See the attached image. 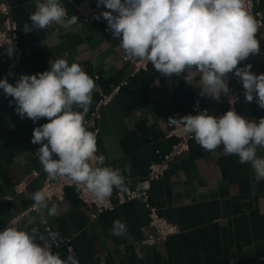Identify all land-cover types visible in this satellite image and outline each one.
I'll return each instance as SVG.
<instances>
[{
  "label": "crops",
  "instance_id": "crops-1",
  "mask_svg": "<svg viewBox=\"0 0 264 264\" xmlns=\"http://www.w3.org/2000/svg\"><path fill=\"white\" fill-rule=\"evenodd\" d=\"M8 1L18 22L24 54L20 69L0 62V79L7 78L14 84L20 75L48 70L52 59L79 63L96 83L85 116V120L89 119L86 127L89 131L99 127L98 154L105 156L106 165L120 169L131 186L139 185L146 177L150 163L159 159L157 151L166 152L175 142L167 137L170 117L190 115L196 98L210 115L218 116L226 110L222 95L217 101L199 94L200 89L194 86L198 76L191 85L183 76L160 75L152 64L148 71L131 74L133 67L125 61L119 39L107 30L103 18L92 24L80 25L78 19L77 24L67 28L53 25L25 33L22 29L25 23L30 24L36 0ZM61 3L69 17L77 16L69 0ZM94 4L97 6V0ZM255 9L264 19V0H255ZM54 31L58 36L51 38ZM260 38L264 46V25ZM245 64L252 65L253 73H263L257 54L240 66ZM229 76L242 92L237 109L264 117V109L255 102H245L238 78L231 73ZM124 79L127 85L100 108L99 119H92L100 93L112 92ZM10 101L12 98L0 89V226L33 202L30 194L40 189L45 178L34 155L40 145L31 143V139L33 129L48 121L42 118L33 123L27 117L21 119L14 101ZM257 155L264 157V149H259ZM22 180L27 181V188L17 193L15 185ZM150 201L162 217L180 227L179 233L155 245L144 243L150 227L141 200L119 205L91 219L93 208L82 204L78 189L71 186L64 201L49 202L50 207L52 203L59 206L58 214L47 216L46 210L43 214L53 232L70 239L80 264H264V180L257 181L251 166L241 164L237 156L226 155L223 145L210 152L193 139L190 152L173 161L162 178L152 183ZM32 217L37 218L33 226L47 236L46 225L39 223L37 211L23 218L18 226L30 227L27 220ZM116 220L126 225V236L111 233ZM55 252L65 258L69 249L61 246ZM141 254L143 258L138 259Z\"/></svg>",
  "mask_w": 264,
  "mask_h": 264
},
{
  "label": "clouds",
  "instance_id": "clouds-1",
  "mask_svg": "<svg viewBox=\"0 0 264 264\" xmlns=\"http://www.w3.org/2000/svg\"><path fill=\"white\" fill-rule=\"evenodd\" d=\"M101 7L107 10L95 19L107 22V30L119 39L128 58L150 62L166 78L183 76L191 85L198 76L194 86L199 94L217 101L230 92L228 75L234 74L242 84L245 102L264 109V73H253L251 64L240 66L260 52L261 24L249 11L247 0H97V8ZM29 21L23 26L25 33L53 25L67 28L77 24L78 17H69L61 0H36ZM57 36L58 32L51 33V38ZM4 45L11 57L12 40L0 42V47ZM49 65L41 73L20 75L14 84L0 79V89L12 98L10 104L14 101L21 119L27 117L33 123L47 119L33 129L31 139L40 145L34 155L47 176L68 179L103 204L114 190H125V177L120 169L106 165L103 154H97L96 135L85 124L96 83L79 63L57 58ZM228 102L235 105L236 99L230 97ZM169 120L206 151L223 145L226 155L237 156L241 164L251 166L257 181L264 180V157L257 155L264 149V117L258 122L248 120L231 107L218 117L205 109ZM29 198L39 223L47 222L45 210L47 216L58 214L59 206L52 203L50 207L43 190ZM36 224V217L27 220L30 227L9 221L0 231V264H80L71 249L65 258L53 252V246L59 248L62 243L58 233L49 231L45 236ZM110 231L127 235L126 225L119 220ZM137 258L142 259V254Z\"/></svg>",
  "mask_w": 264,
  "mask_h": 264
},
{
  "label": "built area",
  "instance_id": "built-area-1",
  "mask_svg": "<svg viewBox=\"0 0 264 264\" xmlns=\"http://www.w3.org/2000/svg\"><path fill=\"white\" fill-rule=\"evenodd\" d=\"M70 3L74 5V9L77 13L79 24H92L97 21L95 16L100 13V9L94 4V0H69ZM247 6L249 11L256 19L260 22L261 27L257 34V39L260 41V52L257 54L262 60L263 73H264V46L260 38V31L264 25L263 15L260 11L255 9V0H247ZM0 14L2 16L3 26L0 28V42H4L6 38L12 40L14 45V52L11 57L6 54L7 45L0 47V62L8 63L14 69L21 68V59L24 54V49L20 42V33L18 28V22L14 18L12 13V8L8 0H0ZM125 61L130 63L133 67L131 74H135L141 71H148L151 63L140 61L137 59H130L126 55L124 56ZM127 80H122L112 92L100 93V97L96 103L95 110L91 113L92 119L100 118V108L102 106L108 105L113 98L120 92L121 88L127 85ZM228 84L230 92L228 95H223V99L226 104V110L220 113L218 116L223 115L231 107H234L236 112L245 117L248 120L259 121L261 117H257L246 112L239 111L237 105L241 103L242 92L237 90L232 84V80L228 75ZM235 98V105L229 104V98ZM205 110L200 99L196 98L191 104L190 115H197L200 111ZM217 116V117H218ZM89 122V119L85 120V124ZM92 132L95 133L96 138L99 135L100 129L98 126H95ZM168 138L175 139V142L172 144L170 149L166 152L157 151L159 159L150 163L148 167V174L146 177L139 183V185L133 187L129 184L128 178L125 177V190H114L112 196L108 201L103 204L98 203L90 193L85 191L82 186L76 185L72 181L63 178H57L55 180L50 179L45 173L44 181L39 190H43L46 193V196L49 197V202L52 201H64L66 198V190L68 187L74 186L78 189V197L82 204L88 205L93 208V213L91 219H96L101 213L105 211H112L119 205H124L128 202L134 200H141L145 210L147 211V216L149 219L150 233L144 240V243L149 245H155L161 243L168 239L170 236L175 235L180 232V227L177 223H174L159 214L158 208L153 205L150 201V190L152 188V183L162 178V176L170 169L171 164L177 158L184 156L189 153L191 150V143L193 137L189 134H185L182 131L181 126L174 125L170 121L168 122ZM98 154V153H97ZM99 155V154H98ZM55 158V157H54ZM27 188V181L22 180L15 185V191L17 193H23ZM33 202L18 214L5 221L0 226V231H2L9 221L15 220L18 225L19 222L28 217L32 212L36 210L32 207ZM46 225L47 232H53L52 228ZM62 243L61 246H66L68 249L72 250L70 245L69 238H60ZM58 248L53 246L52 251L55 252Z\"/></svg>",
  "mask_w": 264,
  "mask_h": 264
}]
</instances>
